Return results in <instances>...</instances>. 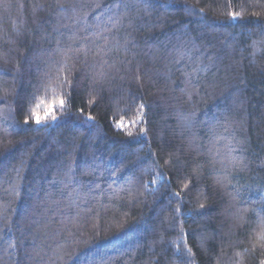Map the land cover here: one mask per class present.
<instances>
[{"label": "trees", "instance_id": "obj_1", "mask_svg": "<svg viewBox=\"0 0 264 264\" xmlns=\"http://www.w3.org/2000/svg\"><path fill=\"white\" fill-rule=\"evenodd\" d=\"M262 233L264 0H0V264H261Z\"/></svg>", "mask_w": 264, "mask_h": 264}, {"label": "snow or ice", "instance_id": "obj_2", "mask_svg": "<svg viewBox=\"0 0 264 264\" xmlns=\"http://www.w3.org/2000/svg\"><path fill=\"white\" fill-rule=\"evenodd\" d=\"M60 104H61V106H63V105H64V101L61 100V101H60ZM50 113H51V106H49V109H48V111L45 113V115L47 116V115L50 114ZM33 115H34V118H35V122H36L37 124H39V123H40V117H39L38 115H36L35 113H34ZM53 118H55V117H53ZM25 123H28V121L25 120ZM261 238H264V233L261 234ZM261 264H264V261H262Z\"/></svg>", "mask_w": 264, "mask_h": 264}]
</instances>
